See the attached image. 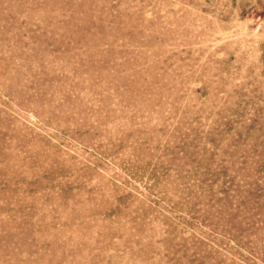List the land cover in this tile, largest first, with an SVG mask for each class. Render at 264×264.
Listing matches in <instances>:
<instances>
[{
    "label": "rangeland",
    "instance_id": "obj_1",
    "mask_svg": "<svg viewBox=\"0 0 264 264\" xmlns=\"http://www.w3.org/2000/svg\"><path fill=\"white\" fill-rule=\"evenodd\" d=\"M0 264H264V0H0Z\"/></svg>",
    "mask_w": 264,
    "mask_h": 264
}]
</instances>
